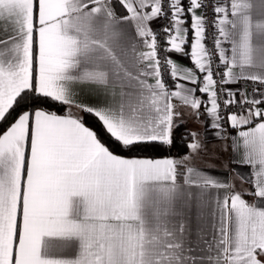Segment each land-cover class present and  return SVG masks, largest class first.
<instances>
[{
  "label": "snow or ice",
  "instance_id": "obj_1",
  "mask_svg": "<svg viewBox=\"0 0 264 264\" xmlns=\"http://www.w3.org/2000/svg\"><path fill=\"white\" fill-rule=\"evenodd\" d=\"M0 264H264V0H0Z\"/></svg>",
  "mask_w": 264,
  "mask_h": 264
},
{
  "label": "crops",
  "instance_id": "obj_2",
  "mask_svg": "<svg viewBox=\"0 0 264 264\" xmlns=\"http://www.w3.org/2000/svg\"><path fill=\"white\" fill-rule=\"evenodd\" d=\"M182 63H184V64H188V63H189V61L185 59V60H183V61H182ZM188 125H189L190 127H192V124H191V122H189V124H188ZM215 143H216V141H215V140H211V141H210V147H211V145H212V144H215ZM245 171H247V169H245ZM234 179H235V178H234ZM237 182H239V181L237 180Z\"/></svg>",
  "mask_w": 264,
  "mask_h": 264
},
{
  "label": "trees",
  "instance_id": "obj_3",
  "mask_svg": "<svg viewBox=\"0 0 264 264\" xmlns=\"http://www.w3.org/2000/svg\"><path fill=\"white\" fill-rule=\"evenodd\" d=\"M86 119L89 120V124H92V123H93V121H92L90 118H87V117H86ZM188 127H190V126L188 125Z\"/></svg>",
  "mask_w": 264,
  "mask_h": 264
}]
</instances>
